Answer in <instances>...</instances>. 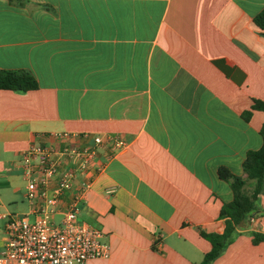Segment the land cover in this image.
I'll return each mask as SVG.
<instances>
[{"label":"crops","instance_id":"obj_1","mask_svg":"<svg viewBox=\"0 0 264 264\" xmlns=\"http://www.w3.org/2000/svg\"><path fill=\"white\" fill-rule=\"evenodd\" d=\"M264 0H0V70L37 82L0 90V253L5 216L30 215L17 161L55 135L127 142L98 175L79 219L98 229L107 259L84 264H200L201 233L222 234L233 193L218 176L243 171L262 146ZM250 111L249 120L243 113ZM106 148L99 156L104 158ZM257 214L211 264H264V190Z\"/></svg>","mask_w":264,"mask_h":264},{"label":"built area","instance_id":"obj_2","mask_svg":"<svg viewBox=\"0 0 264 264\" xmlns=\"http://www.w3.org/2000/svg\"><path fill=\"white\" fill-rule=\"evenodd\" d=\"M55 139L57 145H29L17 161L33 209L30 215L5 216L0 264H84L110 255L101 232L79 219L80 205L93 180L127 142L117 135L93 136L91 143L79 146L71 141H87L88 135L58 133Z\"/></svg>","mask_w":264,"mask_h":264},{"label":"trees","instance_id":"obj_3","mask_svg":"<svg viewBox=\"0 0 264 264\" xmlns=\"http://www.w3.org/2000/svg\"><path fill=\"white\" fill-rule=\"evenodd\" d=\"M255 25L264 29V10L254 17ZM36 80L27 72L0 70V90L25 93L37 89ZM251 110L263 111L264 103L254 101ZM251 115L250 111L243 113V118L247 121ZM262 146L259 150L248 151L245 155L242 167L247 179L253 181L254 187L250 195L243 192L245 180L233 176L226 168L218 169V176L221 180L229 183L233 193L230 203L223 204L218 218L225 220V228L222 234L201 233L206 239L211 249L205 254L200 264H211L222 251L229 245L236 235L237 228L248 218L257 214L256 202L260 193L264 190V126L260 129ZM264 241L259 235H254L253 243Z\"/></svg>","mask_w":264,"mask_h":264}]
</instances>
